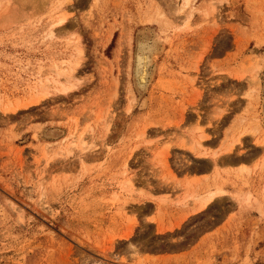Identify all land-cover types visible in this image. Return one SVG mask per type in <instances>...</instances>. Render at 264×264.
<instances>
[{"label":"rangeland","instance_id":"1","mask_svg":"<svg viewBox=\"0 0 264 264\" xmlns=\"http://www.w3.org/2000/svg\"><path fill=\"white\" fill-rule=\"evenodd\" d=\"M181 9L0 0V264H264V0ZM139 42L152 46L141 90ZM78 60L74 79L55 76ZM195 168L208 177L180 184ZM213 180L224 194L199 209Z\"/></svg>","mask_w":264,"mask_h":264},{"label":"bare ground","instance_id":"2","mask_svg":"<svg viewBox=\"0 0 264 264\" xmlns=\"http://www.w3.org/2000/svg\"><path fill=\"white\" fill-rule=\"evenodd\" d=\"M33 1H35V2H40V4L41 5H43L44 3H46L47 2V0H33ZM193 0H182V9H186V8H188L189 7V5L191 4V2H192ZM36 6H37V4H36ZM39 7H40V5H38ZM38 7V8H39ZM43 7V6H42ZM181 9V10H182ZM59 13H60V16H59V20H58V23L57 24H59V25H62L63 23H64V21L66 20V16H67V8L66 7H62V8H60L59 9ZM190 16V15H189ZM188 18H190V17H188ZM188 18H186L187 20H188ZM181 25V24H180ZM61 29H63V27L61 28ZM53 30L52 29H50L49 30V33H48V37H52L53 36ZM154 44V43H153ZM151 53H152V46H147V45H145V44H142V43H138V45H137V49H136V52H135V56H134V58H133V79H134V83H135V86L138 88V89H143V87H144V85H145V83H146V81H147V77H148V66H149V64H150V56H151ZM79 54H81V53H79ZM155 54V53H154ZM78 58H80V57H78ZM153 58V57H152ZM77 59V58H76ZM257 60V59H256ZM76 63V62H75ZM152 63V62H151ZM69 64V63H68ZM69 65H71V64H69ZM79 65H80V62H79V60H78V62L76 63V64H74V65H72V66H69L70 68H69V70H67V71H57V68H56V77H60V76H65L66 77V79H67V81H70V80H72V79H74L75 78V74H76V71H77V69H78V67H79ZM259 70V69H258ZM256 73V72H255ZM257 73H258V71H257ZM254 76V75H253ZM252 78V77H251ZM252 80H253V82H252ZM50 81L51 80H49V79H47L46 80V84H43L41 87L43 88V92H45V94L44 95H40V96H38L37 97V99L35 100L34 99V101H29L28 103H26V104H24V105H22V108H27V106H30V105H35V104H37V103H39L42 99L44 100V97L45 96H47V94H48V92H47V90H46V88H44V87H47V85H48V83H50ZM250 82H252L251 84L253 85V87L254 86H258L259 85V80H258V77L257 78H255L254 77V79H251V81ZM57 83V82H56ZM68 84H69V82H68ZM72 84V83H71ZM71 84H69L71 87H72V85ZM75 85H73V87H74ZM35 87V86H34ZM71 87H65V86H63L62 85V89L60 88V92H62V94H65V93H67V92H69L70 90H71ZM35 94V93H34ZM37 96V95H36ZM131 99L132 100H134V94L132 93V91H131ZM255 101V100H254ZM257 101V100H256ZM127 109H129V108H127ZM250 127H253V125L252 126H250ZM247 128V127H246ZM260 128V127H259ZM108 129H109V127H108V125H107V131H108ZM246 130V129H245ZM254 130H257L258 131V127H257V125H255V128H254ZM253 132V131H252ZM244 134V133H243ZM261 134V133H260ZM204 138V136L202 137H200V139H203ZM233 139V138H232ZM260 139V138H259ZM234 140H236V141H231V142H229V144H227V145H225L222 149H221V152H224V153H226V155L225 154H222V155H224V157H226L225 158V160H226V162H228V163H234V162H236V161H233L232 160V158L229 156L230 154H231V152H232V150L236 147V146H238L239 144H240V140L238 139V138H235ZM194 143V142H193ZM193 143H192V145H193ZM191 144V143H190ZM196 145V146H195ZM202 143H201V141H199V142H197L196 141V143L194 144V149L192 148V150L194 151V152H196L195 154H197L196 156H199L200 157V155H203V156H206V155H208L207 153H204L203 151H200V149L202 148ZM223 145H221V147H222ZM198 147V148H197ZM78 148V147H77ZM220 150V149H219ZM71 151H68V153H70ZM220 152V151H219ZM218 153H214L213 155L215 156V155H217ZM220 154V153H219ZM219 156V155H218ZM217 158V157H216ZM219 161H222V160H219ZM238 161V160H237ZM240 161V160H239ZM214 162H216L215 160H214ZM236 163H241V162H236ZM264 164V163H263ZM239 169V168H238ZM216 170H214V173H216L215 172ZM239 171H242V169H239ZM237 172V171H236ZM242 174V173H241ZM214 176H215V174H214ZM215 178H217V177H215ZM218 179V178H217ZM194 181L195 180H192L191 182L189 181L188 182V186H190L192 183H194ZM211 181V180H210ZM214 181V180H213ZM217 181V180H216ZM216 181H214V189L213 190H207L204 194H201L199 197H197L196 198V202L198 203V208L200 209V208H204V207H206V206H208L209 205V203H211L213 200H215V198H217V197H219V196H221V195H223L224 194V191H223V189L219 186V184H217L216 183ZM208 182V181H207ZM219 182V181H218ZM211 183V182H210ZM203 186V185H202ZM191 187H193V186H191ZM194 188V187H193ZM192 188V189H193ZM208 188V187H207ZM201 189V188H200ZM201 192V191H200ZM231 195V194H230ZM196 196H198L197 194H196ZM195 196V197H196ZM236 196V195H235ZM193 197V196H192ZM238 197V196H237ZM236 198V197H235ZM193 201V200H192ZM195 203V202H194Z\"/></svg>","mask_w":264,"mask_h":264},{"label":"crops","instance_id":"3","mask_svg":"<svg viewBox=\"0 0 264 264\" xmlns=\"http://www.w3.org/2000/svg\"><path fill=\"white\" fill-rule=\"evenodd\" d=\"M229 80H232V81H234V82H238L237 80H234V79H232V78H229ZM242 109H244V106L242 107V108H240V110L235 114V116L234 117H237V114H241V112H242ZM260 116L261 117H263L264 118V115H262V114H260ZM236 118H234V120H235ZM192 125H196V126H199V127H201L202 128V130L204 131V133L207 135V138L206 139H204L203 141H202V143L207 147V148H210V150L211 149H214V148H216L217 146H219V144H220V141L222 140V138H223V136H224V134H222V131H220V133H219V137L218 138H214V134H213V132H214V129L213 128H211L210 126H208V124H204V125H199V123L197 122V120L196 119H194V123L192 124ZM195 126V127H196ZM225 133V132H224ZM249 144L250 145H252V143L249 141ZM173 149L174 150H178V149H176L175 147H173ZM178 151H180V150H178ZM189 156V159L194 163V162H201V163H205V160H198L197 158H195V157H193L192 155H188ZM239 158H241V159H245V158H242V156H239ZM204 161V162H203ZM196 163H194V165L196 166ZM208 173L209 172H204L202 169H200V168H195V170H192V171H190L189 173H187V175H185V173H181L179 176H178V179L180 180V184H182L183 183V178L185 179H195V180H197V181H202V179H203V177H208ZM159 188H161V187H159ZM176 194V198H177V200H179L180 198H181V196H182V192H180L179 191V193H175V192H173L172 193V196L173 195H175ZM188 208H186V209H184V210H182V211H184V213L185 212H188V210H187ZM202 212V211H201ZM186 214V213H185ZM195 214H197V213H195ZM195 214H193V215H195ZM187 215V214H186ZM193 215H191V216H193Z\"/></svg>","mask_w":264,"mask_h":264}]
</instances>
